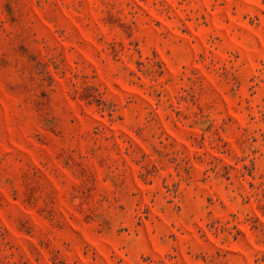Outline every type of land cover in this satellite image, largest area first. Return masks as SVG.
Instances as JSON below:
<instances>
[{
	"label": "rangeland",
	"instance_id": "374dc122",
	"mask_svg": "<svg viewBox=\"0 0 264 264\" xmlns=\"http://www.w3.org/2000/svg\"><path fill=\"white\" fill-rule=\"evenodd\" d=\"M0 264H264V0H0Z\"/></svg>",
	"mask_w": 264,
	"mask_h": 264
}]
</instances>
